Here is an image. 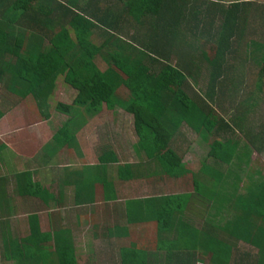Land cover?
I'll return each mask as SVG.
<instances>
[{
	"label": "trees",
	"instance_id": "obj_1",
	"mask_svg": "<svg viewBox=\"0 0 264 264\" xmlns=\"http://www.w3.org/2000/svg\"><path fill=\"white\" fill-rule=\"evenodd\" d=\"M220 2L0 0V89L4 84L13 97L27 99L29 108V100H32L42 119L50 118L52 100L61 89L62 98L55 107L70 116L54 135L61 146L72 141L88 117L95 116L104 107L112 110L120 106L134 115L139 145L145 155L159 159L166 174L179 176L189 172L181 155L171 145L183 122L210 142L211 155L232 169L233 159L242 161L244 151L231 145L232 141L225 143L216 137L220 119L216 108H224L222 112L227 114L229 102H233L231 109L237 110L243 109L245 104L236 99L248 79L249 55L244 59L241 56L249 47L247 42H242L251 4L239 0L225 9ZM184 32L215 43V47L208 51L191 40L189 47H183ZM100 33L103 36L100 37ZM175 54H179L178 65L171 63ZM200 54L201 61L210 68L203 94L189 79L194 76L192 71L199 69L200 59L195 56ZM105 61L106 67L99 64ZM260 61L254 79L264 92V52ZM122 88L129 92L125 93L129 95L126 101L118 98L117 92ZM228 92L232 95L225 97ZM244 113L246 110L236 111L234 123L243 121ZM3 115L0 110V118ZM222 120L226 122L224 117ZM107 159L117 158L112 154ZM205 169L214 171L207 165ZM120 171L122 177L132 176L130 171L125 176L124 168ZM212 177L217 179L218 176ZM193 179L195 192L206 194L209 200L225 203L230 199V192L216 194L214 190H202L195 175ZM30 185L35 189L29 186V193L39 189V184ZM229 185L236 188L235 191L239 188L235 181ZM163 201L165 214L162 216L172 220L177 209L170 208L169 203L173 206L176 202L172 198ZM243 202L251 206L256 217H264L263 178L250 182L248 195H243L238 204ZM262 231L260 229L259 233ZM258 237L244 239L263 251ZM39 241L40 245L43 238ZM39 248L47 255L42 264H56L50 258L51 252L46 254L47 248ZM39 248H35L36 251ZM56 249L59 252V245ZM63 257L70 258V253L64 252Z\"/></svg>",
	"mask_w": 264,
	"mask_h": 264
},
{
	"label": "crops",
	"instance_id": "obj_2",
	"mask_svg": "<svg viewBox=\"0 0 264 264\" xmlns=\"http://www.w3.org/2000/svg\"><path fill=\"white\" fill-rule=\"evenodd\" d=\"M99 64L108 65L106 61ZM252 79L256 85L254 76ZM246 83L247 79L243 85ZM125 93L123 88L117 92L119 101L129 98ZM228 95L232 94L225 97ZM238 97L236 101L241 102ZM251 98L249 94L244 102ZM221 108H216L220 118L216 137L221 142L232 141L231 145L244 151L242 161L233 159L232 169L211 155L210 142L183 122L171 145L189 172L166 174L159 159L145 155L134 115L120 106L101 112L115 114L118 109L129 126L121 120L119 129L96 127L100 136L93 130L90 137L82 136L84 140L79 136L88 119L72 141L61 146L54 135L63 124L45 140V134L39 135L40 128L32 126L50 120L40 117L17 133V146L0 143V264H42L47 255L39 247L47 248L46 254L51 252L56 264H261L264 247L262 251L244 238L256 239L261 229L258 241L264 246V217H256L248 203L238 201L248 195L251 181L264 179V170L254 169L252 158L256 143L264 142V132L248 131L246 139L238 138V129L230 122L237 126L242 120L234 123L236 111L225 114ZM225 115L230 116L226 122L222 120ZM258 149L263 150L262 145ZM110 154L117 159H107ZM205 165L214 171L206 170ZM121 168L127 170L125 176L128 171L132 176L122 177ZM193 175L202 190L230 192V199L223 203L195 192ZM234 181L239 185L236 191L229 185ZM31 183L39 184V189L30 194ZM165 198L176 202V206L169 203L177 209L172 220L162 216ZM66 251L69 263L63 257Z\"/></svg>",
	"mask_w": 264,
	"mask_h": 264
},
{
	"label": "rangeland",
	"instance_id": "obj_3",
	"mask_svg": "<svg viewBox=\"0 0 264 264\" xmlns=\"http://www.w3.org/2000/svg\"><path fill=\"white\" fill-rule=\"evenodd\" d=\"M221 4L223 8H227L230 6V3L234 1L239 0H221ZM247 3L251 4L249 7V11L246 14L247 21L245 25V38L242 42V44L246 43L249 44L247 53H244L241 57L244 59L246 55L247 58H249L247 71H248V79L247 83L245 84L243 91L239 95V100L244 101L249 94H252V98L250 99L249 103H245L243 105V109H231V104H227L226 112L232 113V111H237V113L242 112V110H246L247 116L246 118L241 122L243 129L240 130L241 123L239 125H235L230 122V126L236 127L238 130L236 131L237 137L240 139H246L247 138V132L248 131H259L257 133H260V131L264 132V92H261L259 90V87L257 84L253 82V79L250 80L257 72V69L260 66V60L262 58L263 52H264V0H245ZM218 27V24L216 25ZM185 34V41L183 43V47L190 45V40L195 42L197 46L201 48H206L208 51L212 50L215 47V43H207L204 42V39L201 37H198L197 35L192 36L190 32H184ZM188 37V38H187ZM127 39V38H126ZM244 45H242L243 48ZM188 51V50H187ZM199 52H196L198 54ZM192 55V54H191ZM194 55V54H193ZM179 54H175L171 58V63L173 65H178L176 62L178 61ZM255 56V57H254ZM202 55L195 56V59H200L199 69H194L192 71V74L194 76H191L189 79L196 88L198 89L202 94L207 89L208 79H209V71L210 68L207 64L203 63V58H201ZM202 60V61H201ZM197 62V61H196ZM250 62V64H249ZM255 81V80H254ZM197 90V91H198ZM1 97H0V108L2 111L6 113V116L0 120V143L6 142L11 143L10 145H14L13 147L17 146L15 144L17 142L18 132L20 130H23L25 126L30 124L32 121H36L41 117V115L38 113L37 107L32 102V100H29L31 103V107L27 106L29 104L28 100H22L20 97L16 96L13 97L9 92L8 89L3 86L1 87ZM59 92L61 93V89H59ZM57 92V95L54 100H52V107H51V117L50 120H48L47 123L39 125H32L36 128H40L39 135L42 136L45 134V140L50 139L51 137V131L54 132L56 129V126H61L64 124V122L67 121V119L70 117L69 114H64L63 112H60L55 105L58 106V102L62 98L61 95ZM127 93H129L127 91ZM238 100V99H237ZM248 104V105H247ZM106 108V107H105ZM105 108L102 110L104 111ZM116 113L113 114L111 111L107 113L99 111V116L95 119H92L93 116L88 117L90 122L85 126L86 128L83 129L81 133H79V136H85V138L90 137L91 131H96V136H100L97 133L96 127H99L97 129H102V127L105 126H113L115 129H119L118 127L121 125L120 121L127 122L125 119L121 118L118 112V109L115 110ZM118 112V115H117ZM124 113V112H121ZM112 115H115L112 116ZM126 118H129V116H125ZM230 116L225 115L224 119L228 120ZM94 122V124H93ZM127 126H129V123H126ZM131 125H133V121L131 122ZM235 125V126H234ZM45 126V127H44ZM95 126V128H93ZM104 126V127H105ZM28 126L27 128H29ZM50 127V129H49ZM43 128H48L47 132ZM52 128V129H51ZM114 128L112 129L114 131ZM44 131L46 133H44ZM117 131V130H116ZM84 132V133H83ZM90 132V133H89ZM124 131L121 132L123 135ZM124 136V135H123ZM85 138L82 137L84 140ZM90 142H93L92 140ZM75 143V142H74ZM257 148L256 151H252V158L255 159L256 162H254V169H263L264 170V142L256 143ZM259 145H262V149H258ZM253 169V168H252ZM248 172V170L246 171ZM197 196V194H196ZM200 198V197H199Z\"/></svg>",
	"mask_w": 264,
	"mask_h": 264
}]
</instances>
